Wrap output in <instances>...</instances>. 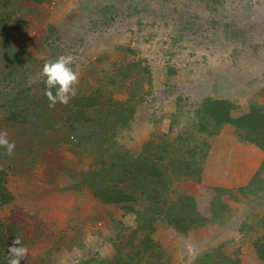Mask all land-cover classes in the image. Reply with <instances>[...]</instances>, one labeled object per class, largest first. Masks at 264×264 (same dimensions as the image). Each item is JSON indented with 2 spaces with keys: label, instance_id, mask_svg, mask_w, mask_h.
<instances>
[{
  "label": "rangeland",
  "instance_id": "obj_1",
  "mask_svg": "<svg viewBox=\"0 0 264 264\" xmlns=\"http://www.w3.org/2000/svg\"><path fill=\"white\" fill-rule=\"evenodd\" d=\"M9 2L4 15L17 20L3 28L0 16V172L12 197L0 203L3 258L85 264L114 260L117 246L131 250L136 242V215L103 204L88 186L101 170L94 151L71 145L54 124L22 128L9 119L4 105L16 91L42 102L49 76L60 92L46 105L55 116L78 91L102 88L104 101L121 106L130 92L143 96L129 103L135 116L118 145L134 158L150 142L160 145L169 154L167 198H190L208 221L183 235L158 218L151 238L163 252L147 264H196L205 254L214 264H264L255 248L264 238V178L228 193L201 185L196 172L217 132L207 101L231 103L234 118L264 108V0ZM182 154L185 165L173 160ZM147 207L141 195L137 208Z\"/></svg>",
  "mask_w": 264,
  "mask_h": 264
},
{
  "label": "trees",
  "instance_id": "obj_2",
  "mask_svg": "<svg viewBox=\"0 0 264 264\" xmlns=\"http://www.w3.org/2000/svg\"><path fill=\"white\" fill-rule=\"evenodd\" d=\"M9 7V0L0 3V11H2L0 16L6 19V21L2 20L3 28L17 20L13 19V14L4 15L6 13L3 11ZM42 87L45 90V95L42 97L44 101H38V103L33 97H27L24 101L25 92L16 91L12 102L4 105V108L9 111V119L15 126L22 128L27 126L45 128L54 124L59 131H64V137L71 145L79 146L91 153L94 151L93 162L100 165L101 170L91 173V177L86 178V181L90 189L94 191L96 199L128 215H136L137 232H134L136 242L130 244L131 250L119 245L116 247L114 260L100 259L85 264H147L152 259H157L159 255L161 257L163 251L158 249V244L153 241L151 234L155 230L154 224L158 218L163 216L169 226L183 235H187L191 228L202 227L208 223L206 218L197 217L194 210L195 203L190 198H181L178 199L179 201L167 198L170 195V188L162 185L168 173L162 165L169 156L167 151L165 152L157 143L150 142L143 154L134 158L132 154L118 145L116 141L118 132L127 127L135 116V105H129V103L134 99L141 101L143 96L135 98L130 92L132 97L126 101L124 106H121L110 97L108 101H104V89L102 88H96L88 95L78 91L63 103V110L55 116V111L53 112L46 105L54 102L57 93L60 96L57 81L49 76L45 77ZM233 107L234 105L232 106L227 101H212V103L207 101L205 110L214 118V128L217 131L214 133L217 134L222 126L231 124L236 127L237 138L241 142L256 145L264 152V108L253 105L249 113L234 118L232 117ZM47 119H52V121ZM193 152L196 153L197 150ZM175 156L173 160L182 165L186 164L181 160L183 154ZM206 156L207 153L197 160L198 171L196 172L199 176ZM186 167H189L188 163ZM263 171L264 163L257 177ZM2 175L3 172H0V203L9 204L12 197L5 187V177ZM244 189H239V191ZM220 191L234 193V191L225 189ZM141 195L147 201L148 207L145 211L137 208ZM222 205L223 212L224 206L225 209L227 207L223 203ZM8 228L12 227L8 226ZM7 237L8 234H5L4 229H0V249L8 246ZM15 239L16 237H13L10 243H14ZM255 248L260 259L264 261V238L255 243ZM207 262L214 264L216 261H213L210 254H205L197 260L196 264H207ZM217 262L221 263L218 260ZM0 264H10L1 253Z\"/></svg>",
  "mask_w": 264,
  "mask_h": 264
},
{
  "label": "crops",
  "instance_id": "obj_3",
  "mask_svg": "<svg viewBox=\"0 0 264 264\" xmlns=\"http://www.w3.org/2000/svg\"><path fill=\"white\" fill-rule=\"evenodd\" d=\"M235 132V127L226 124L213 137L200 174L201 185L236 191L264 178V171L257 177L264 152L256 145L241 142Z\"/></svg>",
  "mask_w": 264,
  "mask_h": 264
}]
</instances>
